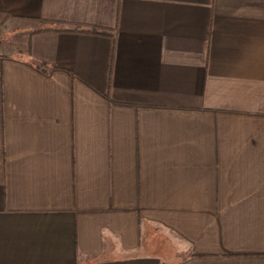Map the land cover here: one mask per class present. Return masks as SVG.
Returning <instances> with one entry per match:
<instances>
[{"label": "crops", "instance_id": "0c3cea01", "mask_svg": "<svg viewBox=\"0 0 264 264\" xmlns=\"http://www.w3.org/2000/svg\"><path fill=\"white\" fill-rule=\"evenodd\" d=\"M3 23L32 35L0 53V264H264V0H0Z\"/></svg>", "mask_w": 264, "mask_h": 264}, {"label": "trees", "instance_id": "16d2710c", "mask_svg": "<svg viewBox=\"0 0 264 264\" xmlns=\"http://www.w3.org/2000/svg\"><path fill=\"white\" fill-rule=\"evenodd\" d=\"M39 22L41 23V27L35 29L32 34L39 32H47V31L91 33L96 35L112 36V37L115 34L113 29H106L96 26H82L79 24H68L66 22H62L58 20H49V19H42L39 20ZM31 35L29 36V40H28L29 42ZM28 51H30V49ZM32 63L40 70H45V67L48 65L46 62H42L38 60H32Z\"/></svg>", "mask_w": 264, "mask_h": 264}, {"label": "rangeland", "instance_id": "374dc122", "mask_svg": "<svg viewBox=\"0 0 264 264\" xmlns=\"http://www.w3.org/2000/svg\"><path fill=\"white\" fill-rule=\"evenodd\" d=\"M4 24L5 23L2 24L0 31V53L6 54L14 52L18 57H26L23 51L27 47L28 33L23 30L24 27L22 26L24 24L11 23V29L9 30L4 28ZM15 24H17V26Z\"/></svg>", "mask_w": 264, "mask_h": 264}]
</instances>
